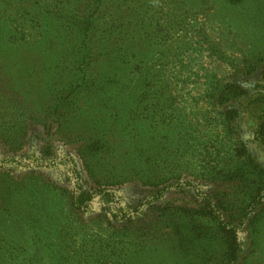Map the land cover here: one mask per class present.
<instances>
[{
    "label": "rangeland",
    "instance_id": "obj_1",
    "mask_svg": "<svg viewBox=\"0 0 264 264\" xmlns=\"http://www.w3.org/2000/svg\"><path fill=\"white\" fill-rule=\"evenodd\" d=\"M75 3L0 0V264H264V0Z\"/></svg>",
    "mask_w": 264,
    "mask_h": 264
},
{
    "label": "trees",
    "instance_id": "obj_2",
    "mask_svg": "<svg viewBox=\"0 0 264 264\" xmlns=\"http://www.w3.org/2000/svg\"><path fill=\"white\" fill-rule=\"evenodd\" d=\"M237 1L239 0H234V2ZM102 4H103V0H76L73 19L70 20L71 21L73 20V24L76 26L80 34L85 35L88 32L89 28L91 27L93 19H97L100 16L101 8H99V6ZM87 46H88L87 42L84 41L83 54L79 52L77 53L78 56H80V59L84 60L87 63L86 65L91 64L93 62V59L91 57L85 55V50L87 49ZM69 85L71 87V83ZM66 91L67 89L61 90L63 94H66ZM72 93H75V89L67 93L65 96L60 97L59 99L60 105L62 104V102L67 101ZM57 109L58 108L55 107L53 111L57 112ZM255 138L259 143H261L264 146V111L261 113L259 117V121L255 132ZM78 152L80 153V155H82L80 150ZM72 174L74 176L75 184H74L73 192L69 198V202H68L69 208L72 212L75 213H86L88 211V205L91 202V200L101 191L91 193L85 190L82 186L81 176L79 172L76 171V169H73ZM245 178L248 181H255L254 177H252L251 174L248 175V172L245 175ZM263 181H264V175H263ZM164 190L165 188L158 191L157 195L160 196ZM260 198H261V194L257 193L256 198L253 200V202H255L254 205L259 204ZM208 204L210 206V208H208L209 211L204 213L203 216L211 220L213 229L217 231L218 235L222 239L221 241L223 243L222 246L224 251H222L221 253L220 264H233L237 260V256H238L237 253L239 249L236 242L235 230L230 227L231 225L228 220L223 219L221 217L220 215L222 209L221 205L217 203H213L211 200L208 201ZM116 210L117 212H119L120 215L124 217V213L122 209L117 207ZM246 214L247 213L244 212L243 217H246L247 216ZM194 215H200V214L196 213ZM191 223H183L179 221L178 223H172L171 226L174 229V231L177 232V234L181 239L187 240V239H191L189 238L190 234L189 233L184 234L182 232L183 230L188 229ZM200 264H207V262L200 261Z\"/></svg>",
    "mask_w": 264,
    "mask_h": 264
}]
</instances>
